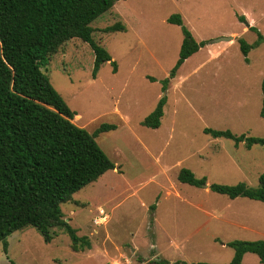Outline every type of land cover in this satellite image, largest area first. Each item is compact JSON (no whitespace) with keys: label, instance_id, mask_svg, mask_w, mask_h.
I'll return each mask as SVG.
<instances>
[{"label":"rangeland","instance_id":"rangeland-1","mask_svg":"<svg viewBox=\"0 0 264 264\" xmlns=\"http://www.w3.org/2000/svg\"><path fill=\"white\" fill-rule=\"evenodd\" d=\"M173 14L208 44L180 68L162 125L152 129L142 123L164 95L184 39L182 28L168 22ZM117 23L127 31L104 33ZM92 26L95 41L117 62L116 73L105 63L94 79V52L79 39L46 68L78 114L76 125L90 133L102 124L117 127L96 139L116 169L62 205L66 221L92 248L74 251L61 229L47 243L27 228L8 238L7 253L0 243V264H230L229 243L264 240V203L233 200L210 185L258 187L264 147L249 150L204 129L264 138V43L250 52L249 63L239 43L257 41L251 27L264 35V0H122ZM222 37L233 39L213 43ZM184 168L207 177L209 187L180 182ZM102 215L107 222L97 224ZM243 264L261 263L248 253Z\"/></svg>","mask_w":264,"mask_h":264},{"label":"trees","instance_id":"trees-1","mask_svg":"<svg viewBox=\"0 0 264 264\" xmlns=\"http://www.w3.org/2000/svg\"><path fill=\"white\" fill-rule=\"evenodd\" d=\"M120 1L0 0V243L6 253L8 238L27 228L36 229L47 243L55 238V230L61 229L69 233L74 251L92 248L89 238L79 236L66 221L62 205L73 202L75 194L116 169L96 139L117 127L102 124L90 133L76 125L73 121L78 114L53 86L46 68L65 44L79 39L94 52V79L105 63L111 62L116 73L117 62L95 41L92 24ZM168 22L182 28L184 39L180 57L163 81L164 95L142 123L152 129L162 125L167 92L180 68L208 44L195 39L181 14H173ZM251 30L258 36L254 44L239 39L247 63L250 52L264 43L261 31L257 27ZM103 31L111 34L127 30L117 23ZM204 133L233 140L237 145L243 143L249 150L255 145L264 147V138L238 136L230 130L206 128ZM178 179L196 187H204L208 181L187 168L180 171ZM210 189L233 200L247 198L264 203V173L258 187L212 184ZM229 246L235 252L230 264H243L248 253L257 255L264 264V240L234 241Z\"/></svg>","mask_w":264,"mask_h":264},{"label":"water","instance_id":"water-1","mask_svg":"<svg viewBox=\"0 0 264 264\" xmlns=\"http://www.w3.org/2000/svg\"><path fill=\"white\" fill-rule=\"evenodd\" d=\"M233 38L232 37H222L219 39H216L215 41H213V43H220V42H228L231 41ZM205 188L209 187L207 184L204 185Z\"/></svg>","mask_w":264,"mask_h":264},{"label":"built area","instance_id":"built-area-1","mask_svg":"<svg viewBox=\"0 0 264 264\" xmlns=\"http://www.w3.org/2000/svg\"><path fill=\"white\" fill-rule=\"evenodd\" d=\"M102 214H105V213H102ZM107 217H108V216L104 217V216L102 215L100 218H98V219L96 220V223H97V224H103V223H100V222H102V221H103V222H104V221L107 222V221H106V220H107ZM99 219H100V221H99ZM105 222H104V224H105Z\"/></svg>","mask_w":264,"mask_h":264}]
</instances>
